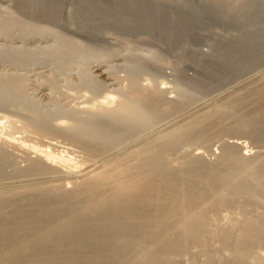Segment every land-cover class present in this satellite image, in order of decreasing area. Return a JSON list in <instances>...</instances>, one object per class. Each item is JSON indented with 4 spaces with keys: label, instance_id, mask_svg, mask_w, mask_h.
Masks as SVG:
<instances>
[{
    "label": "bare ground",
    "instance_id": "bare-ground-1",
    "mask_svg": "<svg viewBox=\"0 0 264 264\" xmlns=\"http://www.w3.org/2000/svg\"><path fill=\"white\" fill-rule=\"evenodd\" d=\"M25 1L9 3L0 15V62L8 66L1 64L0 98L27 104L39 94L41 99L55 100L57 94L65 93L53 72L66 75L71 65L78 69L75 80L86 90L79 96L81 101L60 114L41 116L28 108L32 104L23 108L19 120L0 114V166L17 156L24 164L18 168L22 173L63 176L51 183L37 182L0 192V264H161L175 262L188 244L206 243L209 238L217 245L207 256H220L222 264H264V210L245 207L261 202L257 186L264 180V151L254 147L263 124L247 130L250 144L235 138L221 145L215 162L205 160V152L196 147L199 151H193L187 161L175 157L178 167L165 164L163 158L183 139L185 130L218 124L216 120L225 113L216 105L213 110H218L217 116L207 112L194 115L124 154L97 159L102 150L100 135L118 125L147 124L159 107L162 112L176 111L185 97L174 89L176 94L169 95L164 80L159 86L154 82L152 89L153 80L140 78L147 68L144 57L132 53L123 56L101 45L103 29L122 25L124 29H149L152 19L173 16L178 26L209 20L251 28L264 24V0H222L211 8L187 1L175 9L134 0L115 6L119 16L101 0H92L80 6L73 28L62 25L51 14V7L42 14V8L40 12ZM224 6L232 11L229 15L223 12ZM226 43L221 55L224 65L251 55L264 43V30L248 29ZM43 63L51 65L50 71ZM120 69L123 76L118 74ZM75 80L64 79L69 84ZM259 90H254L260 92L254 102L264 110V89ZM220 110L223 113L219 115ZM5 123L10 130H4ZM16 132L25 134L16 136ZM30 133L39 136H34L37 142L27 138ZM55 137L78 151L59 145L62 141L54 142ZM162 141L168 143L162 145ZM156 143H161L162 149L153 152ZM234 202L244 204L239 206L240 212L221 217L218 208ZM200 263L210 264L208 258Z\"/></svg>",
    "mask_w": 264,
    "mask_h": 264
},
{
    "label": "rangeland",
    "instance_id": "rangeland-1",
    "mask_svg": "<svg viewBox=\"0 0 264 264\" xmlns=\"http://www.w3.org/2000/svg\"><path fill=\"white\" fill-rule=\"evenodd\" d=\"M8 1L0 0V15H2L3 11L9 6V3L10 5L16 4V0ZM88 1L92 0H26L25 2L31 4L32 7L34 6L40 9V12L43 9L42 14H46L47 11L50 12L49 9L51 7V14L54 15L60 21V23H62V25L73 28L76 26L78 17L77 15L80 6H82L84 3H87ZM102 1L103 0H101L102 5H104V3L107 4L111 7V12L118 14V10H115V6L119 8V4L125 6L130 4L134 0H114L111 2ZM141 1H143L144 4L146 3L148 5H163V7H170L175 9L179 8V6L187 1L191 4L199 6L202 5L204 8H211L213 4L221 3L222 0H219L218 2H215L213 0ZM1 8L4 9L1 10ZM222 9H224L223 12L227 13L228 15L232 12L231 10H229V7L225 8L224 6ZM119 20L127 24L128 22H130L128 21V19L120 18ZM206 21L207 22H203L204 24H180L178 26L175 23L177 22L176 17L173 16L169 20L165 18L152 19L151 22L153 23L149 29H145L142 26L136 27L134 29H124V26L122 25V27L118 29L108 28L101 31L103 36L101 45H103L104 47L114 49L123 56H127L132 53V55H139L141 57H144L147 62V68L141 72V75H139L142 80L146 77H148L150 80H153V85L152 83L150 84L151 88L153 86H156L155 83H157V86H159V83L164 80V82H166V84L169 86V88L166 89L170 92L169 95L176 94L175 92H172L174 89L179 95H181L182 92V95L180 96L181 98L183 97V95L185 97L182 98V102H184L182 103L183 105L181 104L180 108L176 109V111L171 110L170 112L169 110L168 112L167 110H164L162 112L161 107H159V111L152 113L151 120L147 124H140V126L139 123H136L137 125L134 123H132L131 125V123H129V125L131 126L126 125L127 127L125 125H120L119 127L118 125L117 127L109 129V132L107 131L108 133L105 132L100 135L98 137V140L99 142H101L102 153L100 152V154L97 156V159L99 157H102L101 159L103 160L104 158L107 159L109 157H112L113 155L122 153L124 154L137 145L141 144L142 142L150 139V137H154L155 134H166L165 132L170 131L173 127L184 124L186 121H188V119H190V117L194 115L205 114L204 112L214 113L215 115L217 113L218 115V110H213L216 108V105H221V110L225 113L222 115L223 118L219 117L221 119L220 121L219 118L216 120V123H218L216 124L217 126L215 124H211L206 126V129L202 127L194 128L198 129L197 131L185 130L182 133L185 139L184 137H182L183 139H180L178 141L179 144L176 142V145L174 144L175 147L172 146L173 148H171L172 150L167 155V157L163 158L165 159V164L178 167V164L175 163L176 159L179 160V157L181 156V159L187 161L193 156V151H199L200 148V151L202 150L203 153L205 152L204 154H202L205 160L209 162H215L218 159V151L220 150L219 147L231 141L232 139L234 140L235 138H238L240 141L246 142L247 145L250 144L251 141L248 138L247 132L250 130V128L252 129L254 125L257 126L256 124H258V126H261L263 124V126H261L262 128H260L259 132L261 138L256 144L257 146L254 148L255 150L264 151V110H261L258 105H256V100L254 102V96L256 99V96H258V94L260 95V92L257 94L258 91H255L260 89L259 91L262 92V89H264V43H260L259 47L253 50V55L251 54L247 55L245 58L230 60L226 63V65L223 64L225 60L224 57L221 56L223 53V47L227 45L226 42H228L229 40L235 41L239 36L246 33V31L248 32V29L253 30L254 28V30H262L263 28L264 30V24H253L251 28H244L237 25L234 26L229 24H214L215 22L213 21ZM89 23L86 24L90 25ZM81 41V43L85 45L86 42L83 39H81ZM218 53L219 55H217ZM120 62L122 63V60ZM1 64L3 68L8 67L0 62V71H3ZM43 64L44 69H50L51 65L49 63ZM22 71L24 70H21L20 72ZM67 71L69 72L67 74H70V76H67V74L65 75V73L61 74L57 70H54L53 72L58 84L60 85L59 87L61 91H64L65 93V95H61L62 97L57 94V98H55V100L41 99L39 98L40 95L37 94V96L33 95L34 99L32 98L30 100L28 98L29 102H27V104L1 97L0 114L10 116L11 118L14 117L13 119L19 120L18 115L23 114V108H26V105L29 106L31 104V107L28 108L32 109L35 113L41 116L60 114L65 110L70 109L73 104H75V102H79L82 100V98L79 96L86 90V88L83 84H80L79 81L75 80L78 74V69L75 66H69ZM208 71L211 73L212 71H216V74L204 73ZM118 74H121V76H123L124 72H121L120 69V71H118ZM31 77L33 78L32 75H30V78ZM64 79H73L76 82H74V84H69L66 83ZM251 89L253 91L255 90V93L251 91ZM247 92L250 94H248L249 96L246 95ZM70 93L71 96L68 97L67 94ZM251 95L253 97H250ZM29 97L31 98L32 94ZM257 108L258 110H256ZM221 110L219 111V115L223 113L221 112ZM254 110L257 112H255ZM241 111L243 112L241 113ZM246 113L248 116L245 115ZM248 117H251V119H248ZM253 118H255L253 120L254 123H252ZM237 119L238 121L240 119L242 120L239 121L241 124L237 121ZM243 122L245 123L242 125ZM246 122L249 124H247ZM19 123L20 122L16 121L17 125H21ZM250 124L252 125L250 126ZM5 125L6 123L4 124V126ZM212 125L216 127H213ZM222 126L225 127V129ZM7 127L5 126L4 130H10V128ZM122 128L123 130H121ZM220 128L222 129L218 130V132L217 129ZM23 134L25 133L16 132L14 135L20 136ZM26 136L27 138L36 142L38 140L34 138V136L39 137L34 135L33 133H30V135ZM41 139L48 140L49 138L41 137ZM55 141H62L58 142L59 145L72 147L70 144H67V141H63L60 137H55L54 142ZM165 142L168 143L167 141H162V145L165 144ZM158 143H156V145L153 147V152H155V148H157L156 151H159V147H161L162 149V146H160L161 143ZM196 147L200 148L194 150V148ZM75 149L78 151L77 148ZM13 152H15V150ZM144 156H149V154H145ZM175 157L177 158L175 159ZM130 159H134V157H131ZM170 162L171 164H169ZM22 164L23 161H21V159L17 156H15L9 162L7 161L2 163V165L0 166V192L2 190L4 192L5 190L9 191L19 186H31L37 182L42 184L51 183L53 182V180L56 181V179H60L63 177L58 173L49 175L40 173L38 174L36 172L22 173L20 170H18L20 165H24ZM180 174L182 175L184 174V172H180ZM184 176L185 174L182 177ZM206 181L209 180L206 179ZM206 187L207 186H205V188ZM257 188L261 193V202L254 204L253 206H250L248 204L245 205V207L249 210L256 209V211H263L264 180L260 183V185L257 186ZM243 205V203L234 202L233 204L220 206V208H218L220 211H218L221 217H227L231 213H239L241 210L240 208H242ZM199 243L200 242L196 243L198 245H196L195 243L188 244V247H186L187 249L182 254V257H179L175 262L164 261L161 264H194L195 262L201 264L200 262H203V259L205 260L206 258L209 259L210 264H222V258L220 256H217L219 259L215 257L216 255L212 257L207 256V251L210 250V248H213V246L217 245L215 240L213 241V239L209 238L206 243ZM204 243L207 245H204Z\"/></svg>",
    "mask_w": 264,
    "mask_h": 264
}]
</instances>
